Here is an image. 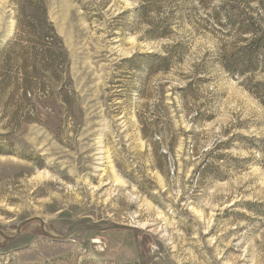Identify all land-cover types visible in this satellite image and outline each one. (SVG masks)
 Wrapping results in <instances>:
<instances>
[{"label": "rangeland", "instance_id": "rangeland-1", "mask_svg": "<svg viewBox=\"0 0 264 264\" xmlns=\"http://www.w3.org/2000/svg\"><path fill=\"white\" fill-rule=\"evenodd\" d=\"M44 4L63 55L33 72L2 51L33 40L0 0V80L35 76L31 100L0 99V229L132 224L146 264H264V0ZM0 264L138 255L130 231L32 221Z\"/></svg>", "mask_w": 264, "mask_h": 264}, {"label": "trees", "instance_id": "trees-1", "mask_svg": "<svg viewBox=\"0 0 264 264\" xmlns=\"http://www.w3.org/2000/svg\"><path fill=\"white\" fill-rule=\"evenodd\" d=\"M19 3V10L16 17L18 29L23 28V32L32 37L33 47L30 45L22 46L20 44L21 37L17 34L10 40L4 50L7 52V61L12 64L23 67V63L29 54V59L33 62V72L36 71V63L46 58L48 53L53 51V58H58L63 55L61 50L60 38H58L51 28V24L47 20V9L44 4V0H16ZM26 20L30 21L27 22ZM34 47L37 48L34 50ZM28 56V55H27ZM140 55L132 56L130 58L123 59V62L131 61ZM152 57L155 59L166 61L169 57L155 54ZM34 75H21L19 78L11 76L9 79L0 80V99H3L5 92L9 93V100L15 102L16 95L19 96L21 103L32 99V91L29 89L27 83L30 82V78H34ZM27 120L33 119L26 117Z\"/></svg>", "mask_w": 264, "mask_h": 264}, {"label": "water", "instance_id": "water-1", "mask_svg": "<svg viewBox=\"0 0 264 264\" xmlns=\"http://www.w3.org/2000/svg\"><path fill=\"white\" fill-rule=\"evenodd\" d=\"M32 221H38L39 222V228L41 230V233L48 236L49 238H52L54 240H65L68 237H70L73 233L79 232V231H108V230H126L132 232V240L134 242L136 255H138V264H146V260L144 255L142 254L141 247H140V241L138 240L139 235V229L136 225H127V224H120V223H111L107 225H98L93 223H86V224H79L76 226H73V228L66 233L65 235L61 236H55L47 232L44 228V222L43 220L39 219L38 217H28L27 219H24L20 222H18L15 226L16 230L13 236H9L3 232L2 229H0V236L5 240H13L14 238L18 237L23 229L24 226L27 225V223H30Z\"/></svg>", "mask_w": 264, "mask_h": 264}]
</instances>
